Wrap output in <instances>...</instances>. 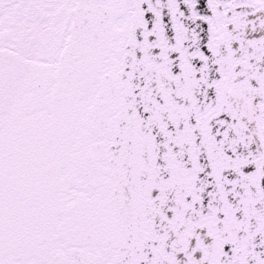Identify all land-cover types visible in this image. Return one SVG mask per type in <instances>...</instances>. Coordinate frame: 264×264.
Here are the masks:
<instances>
[{
  "label": "water",
  "instance_id": "1",
  "mask_svg": "<svg viewBox=\"0 0 264 264\" xmlns=\"http://www.w3.org/2000/svg\"><path fill=\"white\" fill-rule=\"evenodd\" d=\"M0 264H264L250 0H0Z\"/></svg>",
  "mask_w": 264,
  "mask_h": 264
}]
</instances>
